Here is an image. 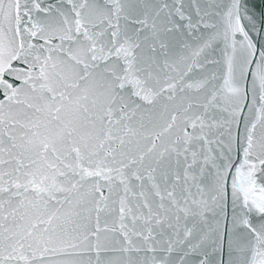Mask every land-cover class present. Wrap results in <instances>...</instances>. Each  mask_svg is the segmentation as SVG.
Returning <instances> with one entry per match:
<instances>
[{"label": "snow or ice", "instance_id": "obj_1", "mask_svg": "<svg viewBox=\"0 0 264 264\" xmlns=\"http://www.w3.org/2000/svg\"><path fill=\"white\" fill-rule=\"evenodd\" d=\"M0 264H264V0H0Z\"/></svg>", "mask_w": 264, "mask_h": 264}]
</instances>
